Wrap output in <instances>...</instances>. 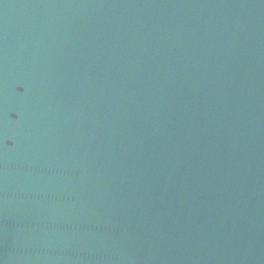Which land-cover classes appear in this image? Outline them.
Returning a JSON list of instances; mask_svg holds the SVG:
<instances>
[{
  "label": "water",
  "instance_id": "obj_1",
  "mask_svg": "<svg viewBox=\"0 0 264 264\" xmlns=\"http://www.w3.org/2000/svg\"><path fill=\"white\" fill-rule=\"evenodd\" d=\"M0 264H264V0H0Z\"/></svg>",
  "mask_w": 264,
  "mask_h": 264
}]
</instances>
